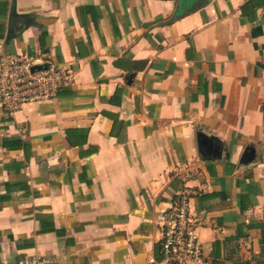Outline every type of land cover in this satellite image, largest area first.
<instances>
[{
    "label": "crops",
    "instance_id": "1",
    "mask_svg": "<svg viewBox=\"0 0 264 264\" xmlns=\"http://www.w3.org/2000/svg\"><path fill=\"white\" fill-rule=\"evenodd\" d=\"M0 43L74 75L0 103V264H163L184 188L210 264H264V0H0Z\"/></svg>",
    "mask_w": 264,
    "mask_h": 264
},
{
    "label": "built area",
    "instance_id": "2",
    "mask_svg": "<svg viewBox=\"0 0 264 264\" xmlns=\"http://www.w3.org/2000/svg\"><path fill=\"white\" fill-rule=\"evenodd\" d=\"M73 77L70 67L59 66L47 55L8 53L0 43V103L10 117L27 104L54 100L61 89L73 83ZM195 194L190 188L182 189L168 208L156 214L163 264H210L190 215V200ZM16 264L62 263L56 258L34 255Z\"/></svg>",
    "mask_w": 264,
    "mask_h": 264
},
{
    "label": "water",
    "instance_id": "3",
    "mask_svg": "<svg viewBox=\"0 0 264 264\" xmlns=\"http://www.w3.org/2000/svg\"><path fill=\"white\" fill-rule=\"evenodd\" d=\"M37 68H39V67H37ZM211 139L215 141L214 138H211ZM217 150H218V148H217V146L215 145V146H214V150H213L212 153H211L212 157L215 156Z\"/></svg>",
    "mask_w": 264,
    "mask_h": 264
}]
</instances>
